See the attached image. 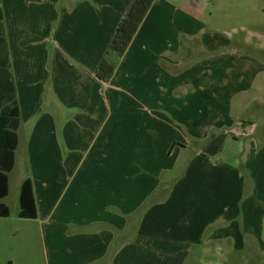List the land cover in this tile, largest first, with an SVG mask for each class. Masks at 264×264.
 <instances>
[{
	"label": "crops",
	"instance_id": "0c3cea01",
	"mask_svg": "<svg viewBox=\"0 0 264 264\" xmlns=\"http://www.w3.org/2000/svg\"><path fill=\"white\" fill-rule=\"evenodd\" d=\"M132 2L2 0L22 125L37 119L19 197L31 178L48 264H186L196 246L197 259L263 260L264 113L244 119L234 104L257 62L211 37L204 0H156L102 82ZM227 70L243 87L227 92Z\"/></svg>",
	"mask_w": 264,
	"mask_h": 264
},
{
	"label": "rangeland",
	"instance_id": "374dc122",
	"mask_svg": "<svg viewBox=\"0 0 264 264\" xmlns=\"http://www.w3.org/2000/svg\"><path fill=\"white\" fill-rule=\"evenodd\" d=\"M208 14L211 15L209 22V34L215 39H224L226 41V54L231 53L235 58L245 56L253 63L252 75L249 78H254L258 72V81L253 85L247 93L242 92L241 97L235 101V115L244 119L259 118L263 120L264 113V0H204ZM214 39V38H213ZM197 44H200L198 41ZM233 50V51H232ZM231 51V52H230ZM190 59L194 62L207 61L211 59L215 61L219 57V53H191ZM229 56V54H228ZM241 72L238 70H227V79L230 82L227 84V92L243 87L237 84V78ZM244 79L242 78L243 81ZM262 84V87H261ZM245 98L257 99V101L241 100ZM53 111L56 114L59 112L58 102L53 100ZM258 108V109H257ZM52 113V112H51ZM59 117H55L56 123ZM35 119V118H34ZM33 119V120H34ZM41 119V117H40ZM39 119V120H40ZM54 119V118H52ZM51 119V120H52ZM37 119H35L36 121ZM23 127L20 134V146L16 153V166L10 174V193L3 201L10 208L11 215L8 218H0V264H48L47 249L45 245L44 228L41 220H24L18 217L20 212L19 191L21 182L27 176H30L27 142L29 139L30 126L35 124V121L28 125V118L23 117ZM29 123V122H28ZM198 151V150H196ZM241 151V152H240ZM239 151V157L242 164L240 172L243 175L248 172L243 167L247 157V143H244ZM41 168V166H40ZM245 198V196H244ZM199 246L195 247L192 252V259L186 264H264L263 260L255 259L249 252L236 253L228 252L226 260H204L197 259L200 257ZM252 252H260L259 247H253Z\"/></svg>",
	"mask_w": 264,
	"mask_h": 264
},
{
	"label": "trees",
	"instance_id": "16d2710c",
	"mask_svg": "<svg viewBox=\"0 0 264 264\" xmlns=\"http://www.w3.org/2000/svg\"><path fill=\"white\" fill-rule=\"evenodd\" d=\"M155 2L156 0H133L99 66L97 78L100 81L109 83L113 79L119 62L126 55ZM21 116L18 90L11 66L5 15L0 0V218H8L11 215L10 208L3 200L9 196L10 174L16 166ZM245 176L247 177L248 174ZM19 205L20 219L38 218V206L31 178L26 179L22 184Z\"/></svg>",
	"mask_w": 264,
	"mask_h": 264
}]
</instances>
